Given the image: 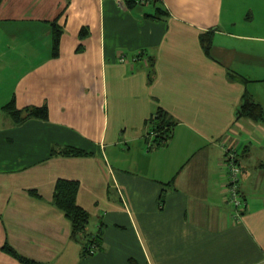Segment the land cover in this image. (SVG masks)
Returning <instances> with one entry per match:
<instances>
[{
    "label": "crops",
    "instance_id": "1",
    "mask_svg": "<svg viewBox=\"0 0 264 264\" xmlns=\"http://www.w3.org/2000/svg\"><path fill=\"white\" fill-rule=\"evenodd\" d=\"M151 1H0V264H24L4 246L37 264H264V120L236 117L244 93L264 108V0ZM12 99L47 119L15 123ZM159 109L173 125L155 147ZM59 179L89 214L77 236Z\"/></svg>",
    "mask_w": 264,
    "mask_h": 264
},
{
    "label": "trees",
    "instance_id": "2",
    "mask_svg": "<svg viewBox=\"0 0 264 264\" xmlns=\"http://www.w3.org/2000/svg\"><path fill=\"white\" fill-rule=\"evenodd\" d=\"M1 1V0H0ZM52 31V50L53 56L58 54V46L60 43V36L62 34V28L57 24V19L50 23ZM87 30L84 28L80 29L79 36L81 38L85 37ZM200 44L206 54L209 53L212 45V33L204 32L200 35ZM153 70L149 72L148 81H151ZM243 82H247L246 78L240 77ZM4 109L10 114L11 118L15 123H21L22 121L28 118H38V119H47L48 117V108L46 105L42 106H28L23 109H17L12 99L5 106ZM236 117H248L255 121L264 120V108L257 102L253 101L247 93H244L243 100L241 105L236 111ZM173 123L168 120L166 113L159 109L148 121L149 132L148 136L152 137L155 147L164 145L172 130ZM61 153L65 155H81L84 153L83 150L77 148H66ZM237 164L240 166L238 161ZM241 167V166H240ZM79 188V183L76 180H67L59 179L54 188L53 193V202L56 207L66 215V217L71 222V231L72 235L77 236L84 233L86 225L88 224L89 214L88 212L79 206L76 202V196ZM99 236L96 235L94 239L91 240V243L97 244ZM4 249L7 252H10L11 255L17 257L24 264H37L34 261H31L27 258H24L18 255L12 248L4 246ZM87 246L83 248V253L87 254Z\"/></svg>",
    "mask_w": 264,
    "mask_h": 264
},
{
    "label": "built area",
    "instance_id": "3",
    "mask_svg": "<svg viewBox=\"0 0 264 264\" xmlns=\"http://www.w3.org/2000/svg\"><path fill=\"white\" fill-rule=\"evenodd\" d=\"M225 166L227 177L229 178L226 186L227 201L235 208L236 212L234 213V216L240 217L246 207V202L241 196L240 191V174L242 172V168L237 164L234 154L228 157ZM93 248H95V245H91L89 247L91 252H93Z\"/></svg>",
    "mask_w": 264,
    "mask_h": 264
},
{
    "label": "rangeland",
    "instance_id": "4",
    "mask_svg": "<svg viewBox=\"0 0 264 264\" xmlns=\"http://www.w3.org/2000/svg\"><path fill=\"white\" fill-rule=\"evenodd\" d=\"M138 3H140V5L145 6V7H149L150 5H152V1L151 0H137ZM158 5H160V3H158Z\"/></svg>",
    "mask_w": 264,
    "mask_h": 264
}]
</instances>
